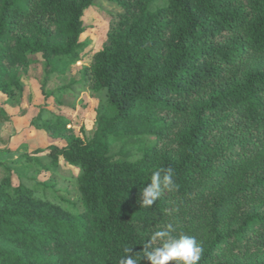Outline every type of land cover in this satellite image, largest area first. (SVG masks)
<instances>
[{
  "label": "trees",
  "instance_id": "obj_1",
  "mask_svg": "<svg viewBox=\"0 0 264 264\" xmlns=\"http://www.w3.org/2000/svg\"><path fill=\"white\" fill-rule=\"evenodd\" d=\"M109 1L122 11L87 69L95 130L70 126L71 86L47 94L62 113L36 123L66 143L50 164L37 152L5 165L0 264H118L168 223L202 242L199 264H264V0ZM93 2L0 0V92L21 95V68L36 63L66 75ZM9 118L0 104V124ZM61 157L80 169L82 208L39 193L37 175ZM167 167L178 191L141 207Z\"/></svg>",
  "mask_w": 264,
  "mask_h": 264
},
{
  "label": "rangeland",
  "instance_id": "obj_2",
  "mask_svg": "<svg viewBox=\"0 0 264 264\" xmlns=\"http://www.w3.org/2000/svg\"><path fill=\"white\" fill-rule=\"evenodd\" d=\"M121 11L117 4L109 0H94L83 17L86 30L81 40L87 42L88 46L81 60L66 75L48 73L42 63H36L29 68H21L24 84L21 95L10 98L0 92V104L10 116L8 121L0 124V179L9 175L5 165L10 163V159L39 152L42 156L40 161L50 164L48 154L51 146L65 145L64 139L51 135L36 123L41 110L46 115L62 113L54 98L47 95L59 87L68 85L73 89L64 100L69 105L66 114L71 119L70 126L74 132L84 137L93 134L99 100L90 87L87 69L94 55L105 45L115 16ZM79 174V168L61 157L57 166L37 175L38 180L46 184L40 187L39 193L52 199L70 200L82 208ZM38 180L28 182V185H37ZM18 183L19 177L15 174L13 184Z\"/></svg>",
  "mask_w": 264,
  "mask_h": 264
},
{
  "label": "clouds",
  "instance_id": "obj_3",
  "mask_svg": "<svg viewBox=\"0 0 264 264\" xmlns=\"http://www.w3.org/2000/svg\"><path fill=\"white\" fill-rule=\"evenodd\" d=\"M149 180L150 183L141 189V207H151L165 192L173 193L179 189L172 167L152 172ZM142 245L140 251H134V245L125 246L118 264H140L141 259L150 264H199L204 251L201 241L193 235L178 232L172 223L152 232Z\"/></svg>",
  "mask_w": 264,
  "mask_h": 264
}]
</instances>
